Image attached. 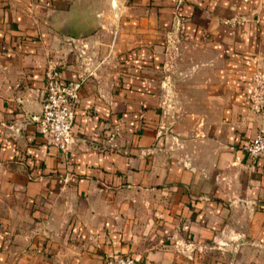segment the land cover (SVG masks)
I'll use <instances>...</instances> for the list:
<instances>
[{"label":"crops","instance_id":"obj_1","mask_svg":"<svg viewBox=\"0 0 264 264\" xmlns=\"http://www.w3.org/2000/svg\"><path fill=\"white\" fill-rule=\"evenodd\" d=\"M55 62L68 152L35 120ZM258 69L264 0H0V264H264Z\"/></svg>","mask_w":264,"mask_h":264},{"label":"built area","instance_id":"obj_2","mask_svg":"<svg viewBox=\"0 0 264 264\" xmlns=\"http://www.w3.org/2000/svg\"><path fill=\"white\" fill-rule=\"evenodd\" d=\"M246 22L243 15L226 18L225 23L237 27ZM83 79L65 82L62 79L60 63H51L46 71V88L42 112L35 116L38 130L48 144L68 152L74 141V123L80 101ZM250 108L264 113V70L253 75V88L248 97ZM252 158H264V132L256 134L246 145ZM107 264H139L130 254H117L107 259Z\"/></svg>","mask_w":264,"mask_h":264}]
</instances>
